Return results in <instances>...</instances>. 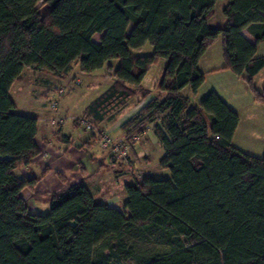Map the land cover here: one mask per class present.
<instances>
[{
  "label": "trees",
  "instance_id": "trees-1",
  "mask_svg": "<svg viewBox=\"0 0 264 264\" xmlns=\"http://www.w3.org/2000/svg\"><path fill=\"white\" fill-rule=\"evenodd\" d=\"M220 1L0 0V264L133 259L128 237L153 231L169 251H147L136 264H264V156L233 147L240 117L216 92L196 107L182 95L186 88L197 94L204 85L200 61L222 37V70L246 77L264 103V91L254 85L264 70V57H257V45L264 43V0H226L225 25L214 27L210 21ZM146 44L153 54L134 55ZM113 60L119 61L117 68L109 66L113 84L85 117L99 129L138 93L145 100L150 92L142 83L150 68L167 61L157 96L123 128L131 139L132 129L143 131L165 115L155 135L165 150L160 167L171 178L127 186L124 210L99 203L76 184L52 196L47 214L30 213L22 192L38 180L23 179L18 171L40 154L38 119L15 112L13 85L25 69L64 80L76 62L92 74Z\"/></svg>",
  "mask_w": 264,
  "mask_h": 264
},
{
  "label": "crops",
  "instance_id": "crops-1",
  "mask_svg": "<svg viewBox=\"0 0 264 264\" xmlns=\"http://www.w3.org/2000/svg\"><path fill=\"white\" fill-rule=\"evenodd\" d=\"M223 1L226 2V7L228 4L227 1ZM247 33L249 32L247 31ZM243 35L250 43L256 44L255 38L250 33L249 35L246 34V30L243 31ZM262 44L263 43L257 45V55ZM213 47L214 45L208 48L199 64L200 70L206 75L204 84H206L212 76H215L218 86L211 85V90L209 91L216 92L230 106L231 109L238 113L240 107H238L237 104L241 101V97L245 95L244 93L246 91L243 93V89L245 87L241 85L240 89H238L237 86H235V84H237L236 75L229 70H222L225 66L223 53L220 58L213 52ZM72 72L73 69L64 80L57 79L52 75L49 76L52 80H56L55 87L63 84L67 88V91L69 89V92L63 98L65 102L63 104H65L66 109H62L61 116L66 119L70 116L76 120L85 116L86 109L96 99L104 94L112 84H109L106 89L104 88L105 90L92 97V99L88 103L84 104V106H80L76 102V99L79 96L77 95L78 92H76L75 89L77 88L76 86L81 84V79L77 78L78 76L74 77L71 75ZM78 72H80L82 76L88 78L89 76H94V74L99 71L92 74H84L79 68ZM40 73L42 72H38L33 69H25L21 80L15 82L10 91V96L16 104L15 112L19 115L36 117L38 119V134L36 141L40 146V150H42V147L47 149V161L43 160L41 162L38 158H35L28 168H23L18 171V175L23 179L31 180L35 178L38 180L33 190L26 188L22 192V197L28 203L30 213L47 214L51 208L52 196L64 194L76 184L85 185L99 203L107 204L110 207H114L119 210H124V205L127 201L126 187L137 181H141V179H139L140 175H138V173L135 174V172L131 173L134 168L130 169V167H134V165L137 166L139 158L141 159L143 157L149 159L150 153L153 154L155 151L160 152V156L158 158L159 160H157L158 167L156 169H151V167L149 169L143 168L147 172L145 174V178H171L170 172L160 167V162L165 156V150L157 137V139L152 142L145 139L147 138L146 136L148 132L142 134V139L138 145H134L132 147L128 159V163L130 164H127L128 167H125L127 166L125 163L116 161L110 153L101 148V145L96 139L94 133H88L85 131L83 134L79 133V131L77 133L78 127L76 123H74L72 127L66 126L67 124L58 125L56 128L51 127L50 120L54 117V114H52V112L47 113V111L38 107L39 104H37V98H39V92L37 93L38 96L33 95L30 99L28 98L29 100L27 99L31 105H27L25 103L20 105V96L22 98H26L27 95L26 91L28 85H26V80L29 81L30 79H36L37 75ZM263 73L264 70L254 79V84L257 83ZM52 82L50 80H44L43 85H48L52 89ZM243 82L248 88L246 80ZM88 86L90 89L92 88V85ZM16 87H18L19 97H16L13 92ZM248 92L251 94L250 99L253 100V95L250 89ZM71 94L73 97L72 100ZM154 97L155 96H151L145 100L137 98L136 101H131L113 118L98 124L99 129L103 131L108 130L117 139L125 140L126 137H128L129 131H126L123 128L124 124L138 115ZM245 97L247 98V95H245ZM23 102L24 100L22 103ZM132 102L136 103L132 104ZM22 108H24V110H21ZM240 126L241 119L236 133L239 131ZM150 165L147 164V166Z\"/></svg>",
  "mask_w": 264,
  "mask_h": 264
},
{
  "label": "rangeland",
  "instance_id": "rangeland-1",
  "mask_svg": "<svg viewBox=\"0 0 264 264\" xmlns=\"http://www.w3.org/2000/svg\"><path fill=\"white\" fill-rule=\"evenodd\" d=\"M225 3H226L225 1H220L217 4L216 14L213 17V20H211L210 25L218 26V27H223L225 25V22H224L225 18L223 17V10H224V7L226 5ZM40 12L42 14H46L48 12V7L47 6H42V7L40 6ZM223 22H224V24H223ZM131 29H132V26L129 27L128 34L131 32ZM246 34L249 35V33H247V31H246ZM100 37H101V35H96L94 37V40L98 41L100 39ZM213 45H214L213 52L215 53V55H217L221 58L222 53H223L222 37H219V39ZM153 52H154V48L150 44H146L141 50H134L133 51L134 55H136V56L151 55V54H153ZM257 57L258 58L264 57V43L260 46L259 53H258ZM110 65H113L112 69H115L119 65V61L113 60L112 62H110V64L106 65L103 69L98 70L99 72L96 71L97 73L94 74V76H89L88 78H86L85 76H82L80 72H78L79 68H80L79 62H76L74 64L73 72L71 75H73L74 77L78 76L77 78L81 79V81H80L81 84L79 86H76L77 88L75 89L76 92H78L77 95L79 96L76 99V102L78 103V105L84 106V104L88 103L92 99V97L96 96L97 94H99L100 92L105 90L109 84H113L114 79L111 76V74L113 73V70L110 69V67H109ZM166 65H167V61L161 60L158 64L153 65L150 68L147 76L145 77V79L142 83V87L147 92H150L149 95L146 96L145 99H148L151 96H157L156 91H158L159 84L161 82L163 72L165 70ZM49 75L50 74H48V73H40L39 75H37L36 79H30L29 81L26 80V85H28V88L26 91L27 95H26V98L25 97L22 98L20 96V98H21L20 105H22L24 103L27 105L30 104L28 100L31 97H33V95L38 96L37 93L39 92V98H37L38 99L37 104H39L38 107L40 109H43L44 111H47V113L52 112V114H54L52 109H51V102H52V99L54 98V96L56 94L57 87H64L65 88L64 97L69 92V89L67 91V88L63 84H61V85L58 84L59 86L55 87L56 86V80H52ZM236 77H237V80H236L237 84H235V86H237L238 89H240L241 85L244 86L245 88L243 89V93L246 91L244 94L247 95V98L249 100L245 97V95H243L241 97V101L238 102V104H237V106L240 107L239 112L237 114L240 116L241 126H240L239 131L235 134L232 145L234 148L238 149L239 151H241L245 154L254 156L256 158H262L264 156V103H259V101H257L255 99L251 90L250 91L253 95V100L250 99L251 94H249V92H248L250 87L248 86V88H247L243 82L244 80L247 79L246 77H238V76H236ZM44 80H47V81L50 80L51 82L53 81L52 82V89L48 85H45V84L43 85ZM214 80H215V76H212V78H210V80H208V82L206 84H204V86L201 87V89L198 91L197 94H193L192 91L190 90V88L184 89V91L182 92V95L189 99V106L190 107H196V106H199L201 104V102L209 95V93L212 92V91L211 92L209 91V90H211L210 89L211 85L212 86H218L217 80H215V81ZM246 84H247V81H246ZM88 85H90V86L92 85V88L90 89V87ZM254 85H255V88H257L260 92L264 91V73L260 76L257 83ZM13 92H14V95L16 97H19L18 87H16ZM138 94H137V97L135 99H133L132 101H136L137 98L139 99V96L141 97V95H138ZM63 98L61 100L60 115H61L62 109L63 108L66 109L65 104H63V103H65ZM72 98L73 97L71 94V100H72ZM25 99H26V101H25ZM23 100H24V102L22 103ZM242 100H243V102H242ZM33 103H35V102H33ZM135 103L136 102H132V104H135ZM133 106H136V105H133ZM21 110H24V108H22ZM54 117H55V115H54ZM54 117H52L51 119H53ZM82 117H85V116H82ZM85 118H87V117H85ZM64 119L66 120L65 121V124H67L66 126L72 127L74 125V123H76V125L78 127L77 133H78V131L81 134L84 133V130L82 128H80V126L78 125L77 119L75 120L70 116L68 119H66V118H64ZM164 119H165V115H161V116L156 117L153 122L150 121L145 125V127L143 128V131L142 130H138V131L135 130L134 131L132 129V133H131L132 137L135 135H138V134H142L143 132L146 131L148 133L146 136L147 138H145V139L146 140L148 139L151 142L155 141L157 139L156 138L157 136H155V130H156L157 126H159V125L162 127ZM65 124H62V125H65ZM51 127L56 128V125L51 126ZM88 133H90V132H88ZM95 136H96L98 142L100 143L99 137L96 134H95ZM112 137L116 141H120L114 135H112ZM127 139L128 138L126 137L125 140H127ZM141 139L142 138H140V141H141ZM136 145H138V143ZM42 149H45V148L42 147ZM104 151L110 153L107 150H104ZM159 156H160V152L155 151L153 154L150 153L149 159L143 158V157L141 159L139 158L138 165L137 166L134 165V167H130V169L134 168L131 171V173H134V172H135V174L138 173V175H140L139 179H141V181H142L143 178L145 179V174L147 173L145 170L146 168L149 169L151 167V169L152 168L156 169L158 167L157 166V160H159L158 159ZM44 160L47 161V156L44 158ZM150 163H151V165H150ZM125 164L127 165L130 163L127 162ZM147 164L150 166H147ZM125 167H128V165ZM143 168H145V169H143ZM137 169H141V170H137ZM152 233L157 234L155 231H153ZM152 233L134 232L128 237V240H127L128 246L135 248L136 256L133 259H124V258L116 259V258L107 257L106 263L107 264H136L135 260L136 259L138 260L139 257L141 255L145 254V252H147V251H151V250H156V251H160V252L169 251V248L163 244L164 242H162V240L158 237V235H154Z\"/></svg>",
  "mask_w": 264,
  "mask_h": 264
},
{
  "label": "built area",
  "instance_id": "built-area-1",
  "mask_svg": "<svg viewBox=\"0 0 264 264\" xmlns=\"http://www.w3.org/2000/svg\"><path fill=\"white\" fill-rule=\"evenodd\" d=\"M65 95L64 87H57L56 94L51 102V109L55 115L53 119L50 120L51 126H58L65 124V119L60 115L61 100ZM77 123L85 132H90L96 134L100 139L101 147L104 150L110 152V155L120 163H127L130 155V151L134 145L139 143L142 134L133 136L131 139L116 141L110 132L103 131L96 128L95 124L89 119L81 117L77 119ZM40 149V146H39ZM42 149V148H41ZM47 156V149L40 150V154L36 157L39 161H43Z\"/></svg>",
  "mask_w": 264,
  "mask_h": 264
}]
</instances>
